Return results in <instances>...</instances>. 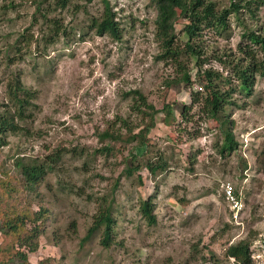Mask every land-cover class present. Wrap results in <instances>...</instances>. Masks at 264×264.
I'll return each mask as SVG.
<instances>
[{
  "label": "rangeland",
  "instance_id": "374dc122",
  "mask_svg": "<svg viewBox=\"0 0 264 264\" xmlns=\"http://www.w3.org/2000/svg\"><path fill=\"white\" fill-rule=\"evenodd\" d=\"M37 1L0 0V109L7 101V84L17 73L37 92L38 104L35 119L20 133L8 135V145L0 150V173L8 172L22 185L25 167L51 166L35 191L23 190V205L48 210L29 264H234L226 257L231 244L254 243L264 235V78L257 76L253 93L243 95L226 62L240 56L238 46L247 29L264 30V5L254 17L232 16L226 36L204 32L200 75L196 59L183 53L193 89L204 86L199 76L211 69L220 77L215 85L233 90L229 115L237 150L222 153L224 137L214 121L167 127L161 114L147 157L146 148L134 153L143 161L162 154L168 169L154 176L142 167L127 178L122 177V160L131 147L109 159L95 153L105 145L96 136L98 129L117 115L136 118L127 94L142 90L158 108L164 101L175 102L177 112L183 103H191V88L169 85L185 71L161 58L156 9L149 0H111L120 40L89 30L91 17L103 12L101 0L88 5L89 14L76 17L66 10L62 17L70 30L57 46L44 55L33 46V53L9 65L8 46L30 26ZM214 1L220 9L230 6V0ZM181 29L178 41L185 47ZM226 184L244 205L238 223L232 220ZM104 196L113 201L117 220L109 247L102 244L103 230L87 238ZM149 197H154L155 225L141 212Z\"/></svg>",
  "mask_w": 264,
  "mask_h": 264
},
{
  "label": "trees",
  "instance_id": "16d2710c",
  "mask_svg": "<svg viewBox=\"0 0 264 264\" xmlns=\"http://www.w3.org/2000/svg\"><path fill=\"white\" fill-rule=\"evenodd\" d=\"M80 1L85 3L80 4ZM94 1L40 0L35 2L36 7L30 26L8 46V52H10L7 56L8 64L14 65L22 61L25 56L33 53V46L42 55L46 54L50 48L57 46L70 30L65 25L62 13L67 10L69 13L73 12L76 17L80 13L89 14L88 5ZM149 1L157 11L156 38L162 48L161 58L175 62L183 72L185 71L179 79L169 82V85H185L191 88V103H183L180 111L177 112L175 102L164 101L163 107L158 108L150 102L142 90H132L127 94L132 98L130 110L136 114V118H124L117 115L115 120L109 121L103 129H98L96 136L105 145L95 152L96 155L109 159L124 148L131 147L128 156L122 160L125 165L122 177L127 178H132L134 172L142 167L154 176L168 169V159L162 154L158 158H148L143 161L134 153L137 149L146 148L143 156L147 157L148 149L151 148L149 139L152 131L159 125L158 116L161 114L164 116L163 123L167 127H179L182 123L194 124L204 120L214 121L219 124L221 135L224 137L222 153L226 151L232 153L237 150L238 142L235 139L233 121L229 115L233 90L224 91L225 88H221L219 84L215 85V81H218L220 77L211 69L204 70V74L199 76L204 86H200V90L193 89L192 73L186 71V67L182 64L183 53L196 59V68H199L197 70L200 75L203 64L199 60L203 57L201 48L203 46L199 42L204 32L212 31L219 37L226 36L231 27L232 16H236L238 20L243 13L254 17L264 5V0H230L228 8L220 9L214 0ZM101 2L104 6L103 12L100 16L91 17L89 30L95 31L99 36L109 35L120 40L122 30L111 0H101ZM178 27L182 28V33L187 37L185 47L179 44ZM238 50L240 56L226 63L231 69L230 75L237 82L236 88L241 94L249 96L256 86V77L264 78V30L247 29L242 34ZM214 77L217 78L214 79ZM36 100L37 92L23 83L20 73L14 74L7 84V101L0 109V150L8 145V135L20 133L25 124L35 119L38 109ZM196 107L198 110L194 112ZM198 134L199 132H195L193 135L197 137ZM48 169H51V166L25 167L22 185L13 182L8 172L0 173V264H29V253L37 250L48 210L42 207L39 211H35L32 207L23 205V190L35 191L43 183ZM119 181L120 179L115 183L113 192L118 188ZM109 199V196L102 198L100 212L95 216L94 225L87 235L89 239L96 232L103 230L101 241L105 247L113 244L117 225L113 201ZM153 199L154 197H149L141 206L142 216L150 225L157 223ZM251 246L250 240L231 244L227 249L226 257L233 259L234 264H253Z\"/></svg>",
  "mask_w": 264,
  "mask_h": 264
},
{
  "label": "built area",
  "instance_id": "2783aa9c",
  "mask_svg": "<svg viewBox=\"0 0 264 264\" xmlns=\"http://www.w3.org/2000/svg\"><path fill=\"white\" fill-rule=\"evenodd\" d=\"M223 189L225 197L230 204L232 220L238 223L244 209L243 202L231 184L223 185ZM251 248L253 264H264V235L252 243Z\"/></svg>",
  "mask_w": 264,
  "mask_h": 264
}]
</instances>
